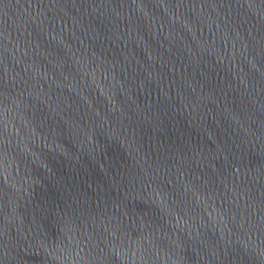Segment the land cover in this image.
Here are the masks:
<instances>
[{
    "label": "water",
    "instance_id": "water-1",
    "mask_svg": "<svg viewBox=\"0 0 264 264\" xmlns=\"http://www.w3.org/2000/svg\"><path fill=\"white\" fill-rule=\"evenodd\" d=\"M0 264H264V0H0Z\"/></svg>",
    "mask_w": 264,
    "mask_h": 264
}]
</instances>
